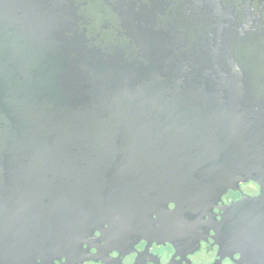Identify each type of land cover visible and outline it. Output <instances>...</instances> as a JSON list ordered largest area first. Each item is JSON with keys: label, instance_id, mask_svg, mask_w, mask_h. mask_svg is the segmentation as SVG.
Wrapping results in <instances>:
<instances>
[{"label": "flooded vegetation", "instance_id": "af4514ba", "mask_svg": "<svg viewBox=\"0 0 264 264\" xmlns=\"http://www.w3.org/2000/svg\"><path fill=\"white\" fill-rule=\"evenodd\" d=\"M77 2L97 47L175 64L179 92L111 159L133 164L126 182L63 177L61 237L31 264H264V0Z\"/></svg>", "mask_w": 264, "mask_h": 264}, {"label": "water", "instance_id": "95a60500", "mask_svg": "<svg viewBox=\"0 0 264 264\" xmlns=\"http://www.w3.org/2000/svg\"><path fill=\"white\" fill-rule=\"evenodd\" d=\"M80 9L77 0H0V264L34 263L61 237L63 177L126 182L133 164L111 159L134 158L127 145L149 142L134 121L175 108L160 100L179 92L175 64L163 75L97 47ZM137 149L139 158L157 150Z\"/></svg>", "mask_w": 264, "mask_h": 264}]
</instances>
